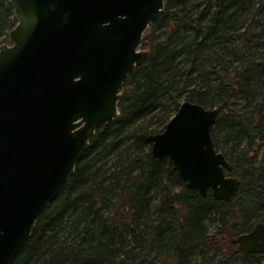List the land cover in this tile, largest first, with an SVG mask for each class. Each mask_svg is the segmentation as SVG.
<instances>
[{"label":"trees","instance_id":"16d2710c","mask_svg":"<svg viewBox=\"0 0 264 264\" xmlns=\"http://www.w3.org/2000/svg\"><path fill=\"white\" fill-rule=\"evenodd\" d=\"M15 23L0 0V43ZM148 57L10 264H260L234 237L264 220V0H163ZM215 106V147L240 179L229 200L188 189L147 135L181 100Z\"/></svg>","mask_w":264,"mask_h":264},{"label":"water","instance_id":"95a60500","mask_svg":"<svg viewBox=\"0 0 264 264\" xmlns=\"http://www.w3.org/2000/svg\"><path fill=\"white\" fill-rule=\"evenodd\" d=\"M15 23L0 43V264H10L95 129L117 115L119 87L148 57L139 42L163 0H8ZM215 106L181 100L147 135L184 185L228 200L240 180L215 149ZM264 252V220L234 237ZM264 264V259L261 261Z\"/></svg>","mask_w":264,"mask_h":264},{"label":"flooded vegetation","instance_id":"af4514ba","mask_svg":"<svg viewBox=\"0 0 264 264\" xmlns=\"http://www.w3.org/2000/svg\"><path fill=\"white\" fill-rule=\"evenodd\" d=\"M126 75H127V74H126ZM123 79H124V78H123ZM122 81H123V80H122ZM216 114H217V113H216ZM215 116H216V115H215ZM214 118H215V117H214ZM213 122H214V121H213ZM212 125H213V123H212ZM212 125H211V126H212ZM210 136H211V132H210ZM211 140H212V137H211ZM212 142H213V140H212ZM213 146L215 147L214 143H213ZM215 149H217V148L215 147ZM217 150H219V149H217ZM220 151H221V150H220ZM221 152H222V151H221ZM223 155H224V154H223ZM224 157H225V155H224ZM225 158H226V157H225ZM226 159H227V158H226ZM227 160H228V159H227ZM228 162H229V161H228ZM229 164H230V163H229ZM225 173L232 174V173H230V172L228 171V169L225 171ZM232 175H234V174H232ZM235 176H236V175H235ZM236 177L239 179L238 176H236ZM239 180H240V179H239ZM239 185H240V183H239ZM239 185H238V186H239ZM207 192L210 193V191H207ZM230 198H231V197H230ZM230 198H229V199H230ZM229 199H228V200H229ZM220 200H221V199H220ZM224 201H225V200H224ZM259 220H261V219H259ZM255 221H257V220H255ZM255 221H254V222H255ZM254 222H253V223H254ZM253 223H252V224H253ZM252 224H251V225H252ZM248 228H249V227H248ZM248 228H246L245 230H247ZM245 230H242V231H245ZM236 247H237V246H236ZM237 249H238V248H237ZM249 253H256V252H249ZM258 254H261V260H260V264H261V261L264 259V252H261V253H258ZM245 255H246V254H245ZM262 258H263V259H262Z\"/></svg>","mask_w":264,"mask_h":264},{"label":"rangeland","instance_id":"374dc122","mask_svg":"<svg viewBox=\"0 0 264 264\" xmlns=\"http://www.w3.org/2000/svg\"><path fill=\"white\" fill-rule=\"evenodd\" d=\"M3 41H7L6 36H5V38L3 39ZM3 41H2V42H3ZM262 259H263V258H262Z\"/></svg>","mask_w":264,"mask_h":264}]
</instances>
